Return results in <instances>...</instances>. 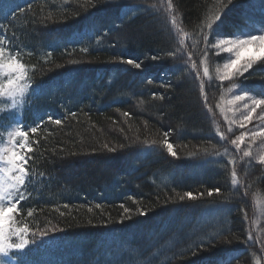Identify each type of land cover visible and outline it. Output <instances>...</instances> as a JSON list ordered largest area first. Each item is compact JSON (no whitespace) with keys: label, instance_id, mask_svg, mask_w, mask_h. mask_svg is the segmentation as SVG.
<instances>
[{"label":"trees","instance_id":"1","mask_svg":"<svg viewBox=\"0 0 264 264\" xmlns=\"http://www.w3.org/2000/svg\"><path fill=\"white\" fill-rule=\"evenodd\" d=\"M258 1L23 0L22 12L0 11L6 50L27 72L20 120L40 124L28 134L25 198L13 214L29 229L28 249L47 229L67 264H264V214L255 215L264 167L237 170L221 114L235 81L264 95V61L232 82L204 76L202 63L222 62L205 33L211 44L264 26ZM16 115L0 111V137Z\"/></svg>","mask_w":264,"mask_h":264},{"label":"snow or ice","instance_id":"2","mask_svg":"<svg viewBox=\"0 0 264 264\" xmlns=\"http://www.w3.org/2000/svg\"><path fill=\"white\" fill-rule=\"evenodd\" d=\"M228 4L232 3V0H227ZM27 7H31L28 5ZM167 7L169 9L172 8V0H168ZM23 8L16 9L15 11H23ZM221 19V13L217 12L213 19L209 21L206 25V28L209 32L213 29V26L218 24ZM172 23L175 24V16L173 15ZM204 44L206 45V51L208 49H215L217 52L222 53H230L232 59L223 64L222 68H217L216 71L219 74V79L221 81L231 80L234 76H244L245 73L249 72L254 64L257 61H264V55L256 56L249 55L244 56V53L249 49H254L256 53L264 52V34L259 35H251L245 38H222L217 39L215 43L209 44L208 42V33L204 34ZM0 43H3V40L0 39ZM82 51H86V49H82ZM5 49L0 47V71L4 72V75L8 76L6 84H0V96L7 95L10 98H15L17 95L22 96L24 94V86L21 84V81L25 78V67L23 64L19 63L15 58H10L7 62L4 61ZM153 60H159V56H152ZM122 63L132 66L135 69H142L143 63L141 61H137L134 59H124L120 58ZM203 75H209V68L207 64H205L203 69ZM151 82V81H149ZM162 87H171L170 84H162ZM155 95V94H154ZM163 99V96L160 97ZM240 101H247L243 107L246 109V114L242 117L241 127H244L245 123H252L253 117L257 116V109L264 108V98H256L251 96L248 93H243L239 95H235L234 98L230 101L232 105L237 104ZM221 112L224 113L225 110L221 108ZM75 115V113H72ZM257 119L264 122V112L260 113L257 116ZM225 120L228 121L229 125L233 123L232 120L228 118L225 114ZM55 124H61L62 121L60 119L52 120ZM37 126H33L27 129H24L23 126H18L13 133H10L13 137H19L20 143H15L13 140V146L10 155L7 156V164L10 166L6 171L8 172V181H4L0 179V264H4L3 257L9 256V253L12 250L22 251L25 249L30 241L27 238V234L29 229L27 226L25 227H13L14 223V215L18 210V204L25 198L24 191H22L26 179L29 175V170L26 167L28 163V157L26 153H30L32 151V145L28 142V134L29 132L35 133L37 131ZM165 137L169 135L168 132H165ZM248 133H244L234 139L232 143L236 145L237 149H239L240 145L243 143L245 136ZM253 137L256 135L264 136V130L258 132H252ZM223 138V137H222ZM165 146L167 152L175 157L177 154L174 150V145L172 143L165 141ZM105 147H107L105 145ZM109 151H113L109 149ZM244 156H250V150H246L243 153ZM234 164L235 161H232ZM260 163L264 164V156L260 158ZM233 183L238 184L239 182L236 180V172L233 170L232 172ZM213 191L216 193L220 192L219 188L212 189L208 191V195L211 196ZM186 195L190 199H195L193 193L188 192ZM183 199V197H181ZM97 207H101V205L97 204ZM64 207H68V205H64ZM123 208L124 206L121 205ZM91 211V208L89 209ZM130 210L128 208H124V212L128 213ZM6 213L8 215H6ZM141 214L146 215V213L142 212ZM28 215L31 216V211L28 212ZM48 231L45 229L40 233L41 236H47ZM35 237V233H33ZM13 237H15V242L13 241ZM248 240H252V237L249 236ZM32 243L34 242L31 241ZM264 244V241H261ZM195 253V249L193 250Z\"/></svg>","mask_w":264,"mask_h":264},{"label":"rangeland","instance_id":"3","mask_svg":"<svg viewBox=\"0 0 264 264\" xmlns=\"http://www.w3.org/2000/svg\"><path fill=\"white\" fill-rule=\"evenodd\" d=\"M13 1L14 2L11 1L9 2V0H2V1L0 0V11L6 13L9 9L11 10L14 6L15 9L21 8L20 6H22L21 3L23 2V0H13ZM30 1L32 3V1L34 0H30ZM260 2L263 4L264 0L258 1L255 6L257 7V5L260 4ZM250 11L252 12L254 10L251 9ZM256 29H257L256 33L246 31L242 34L221 36L216 38L215 41L217 39H222V38H245L251 35L264 34V26H259ZM0 39L3 40L2 35H0ZM215 41L213 43H215ZM0 47H3L5 49V56H4L5 62H7L10 58H15L14 56H12L10 51L6 50V45L4 44V41L3 43H0ZM212 50L217 56H220L222 58V62L218 64H213L210 61L206 62L205 60H203L202 63L203 66H205V64L209 66L208 76H213L218 81H221L219 79V74L217 73L216 69L218 67L222 68L224 63L232 59V56L230 53L217 52L215 49ZM249 55L260 56V55H264V52L256 53L254 49H249L244 53V56H249ZM259 62L260 61L258 60L257 63ZM256 64H254V66ZM240 77L242 76H234L231 80L221 81V82H232L236 79H240ZM8 79L9 77L4 75L3 71H0V84H6ZM234 83L235 84H232L231 86L228 87L221 101V108L225 110L224 113L221 112L223 116V120H225V114H226L228 118L233 121V123L229 125L228 121L225 120L224 123L225 125L223 126L225 131L224 132L225 136L227 139L230 140L231 143V150L229 149L228 153L230 152V155L234 157L233 161H235V159H238L237 164L239 165L237 167V170L238 168L242 167L244 163L248 161L263 165L264 167V164L260 163V158L264 156V136L256 135L255 137H253L252 135V132H258L264 130V122L257 119V116L260 113L264 112V108L257 109V116L253 117L252 123L250 124L245 123L244 127H241L240 125L242 122V117L244 114H246V109L243 107V105L247 101H240L235 105H232L230 101L234 98L235 95H239L243 93L250 94V93L247 92L242 86H239L238 82L235 81ZM21 84L24 86V94L22 96L17 95L14 99L8 97L7 95L0 96V111L2 109H8L11 111L13 110L18 111L20 109V106L22 105L29 91L26 70H25V78L21 81ZM250 95L256 98H264V95L261 97H257L252 94ZM17 127L18 126L14 124L9 129L8 134L5 137L4 141L2 139L3 136L0 137V179L6 182L8 181V175H9L6 170L10 168L6 160H7V156L10 155L11 153V151L9 152L8 150L10 145L13 144V140L16 139V137L11 136L10 133H13ZM244 133H248V135L245 136L243 143L240 145L239 149H237L236 145H234L232 141ZM246 150H250L251 152L250 156L243 155L244 151ZM69 165L71 168L75 169L74 163L69 162ZM263 214H264V202L259 199L256 202V207H255V215L257 217V220ZM6 215L8 214L6 213ZM13 227L15 226L13 225ZM39 239L41 241L39 242V245L35 248L28 249L29 246L31 245V243H29V245L22 251L12 250L9 253V256H5L2 258L4 264H64V263L67 264L65 258L68 257V254L66 255L65 254L66 252L63 253L62 255L57 254V251H61V250L64 251L65 249L61 244V242L59 241V238L52 236H40ZM13 241L15 242V237H13ZM107 256L116 257V255L111 256L110 254H108Z\"/></svg>","mask_w":264,"mask_h":264}]
</instances>
